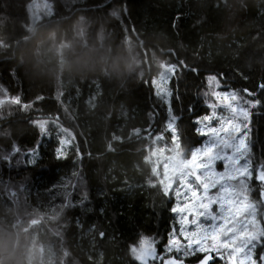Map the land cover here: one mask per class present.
Segmentation results:
<instances>
[{
  "label": "trees",
  "instance_id": "trees-1",
  "mask_svg": "<svg viewBox=\"0 0 264 264\" xmlns=\"http://www.w3.org/2000/svg\"><path fill=\"white\" fill-rule=\"evenodd\" d=\"M49 1L52 15L33 24L32 0H0V98L6 90L32 104H0V156L17 146L25 158L40 145L34 165L0 160V181L23 180L24 190L13 204L0 187V260L29 264L33 252L39 264H138L130 245L149 236L161 248L174 226V200L147 159L157 136L170 137L167 108L151 81L163 64L176 68L170 108L179 117L178 141L185 150L198 147L203 138L192 131L193 118L209 113L206 76L222 73V85L235 89L256 90L264 80V0ZM73 61L82 70H68ZM113 61L132 70L114 71ZM49 119L73 136L65 159L32 123ZM251 128V164L259 169L264 107L254 110ZM74 179L84 193L71 191ZM19 219H27L24 241L7 249L4 233L19 240Z\"/></svg>",
  "mask_w": 264,
  "mask_h": 264
},
{
  "label": "snow or ice",
  "instance_id": "snow-or-ice-1",
  "mask_svg": "<svg viewBox=\"0 0 264 264\" xmlns=\"http://www.w3.org/2000/svg\"><path fill=\"white\" fill-rule=\"evenodd\" d=\"M189 70L199 75L198 69L193 67ZM174 72L173 68L162 74L158 82L151 81L155 95L168 105L165 124L170 136L173 129L168 125L179 119L170 108L172 93L167 87ZM222 80V73L206 76L213 99L206 106L212 111L193 118L192 131L198 136H211L213 139L200 148L193 147L187 155L169 156L163 165L161 187L166 196L172 197L175 193L176 206L171 207L170 212L175 217L178 230L175 226L170 227L167 239L159 249L156 239L140 236L137 243L130 245V250L138 253L132 257L138 264H187L193 258L195 264H264V237L252 228L259 210L250 199V191H256L252 183L255 180L258 199L264 202V196L260 195L264 194V167L257 170L249 163L252 118L254 110L264 107V80L257 83L256 90L230 88L222 85ZM222 87L226 90H220ZM4 97L0 103H13L23 108L32 106L31 103H22L19 95L8 96L6 90ZM36 99L43 97L37 96ZM218 107L227 110L228 115L218 116ZM214 119L218 126L212 125ZM32 123L41 137L49 135L46 120L43 123L33 120ZM69 145L70 142L60 135L54 149L57 159L67 157ZM39 146L36 143L27 151L28 165L36 163ZM13 153H21L20 148L13 146L12 152L0 156V160L9 162ZM75 154L80 156L78 149ZM217 163L222 164V169L216 168ZM238 182L242 187L237 186ZM86 200L85 197L79 201L81 208ZM63 206L72 208L76 205L66 201ZM205 218L211 223L202 222ZM261 229L264 230V225ZM99 235L103 238L105 233L100 232Z\"/></svg>",
  "mask_w": 264,
  "mask_h": 264
},
{
  "label": "rangeland",
  "instance_id": "rangeland-1",
  "mask_svg": "<svg viewBox=\"0 0 264 264\" xmlns=\"http://www.w3.org/2000/svg\"><path fill=\"white\" fill-rule=\"evenodd\" d=\"M52 10H53V5H52L51 1H49V0H32V2L29 5V11L31 14V21L33 22V24H35V23L39 22L40 20H42L46 17H49L50 15H52V12H53ZM173 68L176 71V68L174 66H169V65L163 64L161 67V71H160L159 76L154 81L158 82L160 80L162 74L167 73L169 70H171ZM174 74H175V72H174ZM173 77H172V79H173ZM172 79L168 82V85H167V87L170 90H171ZM212 83L215 84L216 81L213 80ZM220 90H226V89L222 87ZM211 91H212V89L211 88L208 89V87H207V90H206L204 97H203L205 105L213 102V99L210 95ZM171 93H172V90H171ZM0 95H1V92H0ZM171 98H172V94L169 97L170 105H171ZM161 100L163 101L162 98H161ZM163 103H164V101H163ZM0 104L3 105L5 103H0ZM165 106L168 110V105H165ZM211 111L212 110L209 109L208 114H211ZM216 113L218 116H225L226 117L228 115L227 110L219 108V107L216 109ZM46 121H47L46 130H47V132H49V135L42 137L43 140L46 139L45 143L48 142L50 139H53L58 146L59 136L63 135L70 142V145L67 148V152H68L69 148L73 145V136L70 133H68L67 131H65L61 126H59L58 123L56 122V120L49 119ZM175 122L176 121H173L172 124L168 125L169 128L173 129L172 135L168 138L169 142L167 141V138L160 135V136H157L153 140L152 145L148 148V158L147 159L151 163L154 174L159 178L160 182H161V177L164 174L163 165L167 161L169 156H174V155L184 156V155L189 154V150H185V149H182L180 147V143L178 141V135H177L176 127H175ZM41 123H43V122H41ZM211 123L213 126H218V121L215 119ZM202 138H203L202 143L196 148H200L205 143L210 142L213 139L211 136H209V137L204 136ZM173 140H175V142H173ZM67 152H66V154H67ZM11 160H12V163L15 164L16 166L23 167L24 166L23 163L27 162L28 156L26 154V156L24 158V155H21V153H13V157L11 158ZM11 160L9 162H11ZM17 160H19L20 162L17 163ZM249 163H250V166L252 167L251 158H250ZM216 168L222 169V164L217 163ZM237 186L242 187V185L239 182L237 183ZM0 187L5 189L6 196H8V198H10L12 200L13 204H17L18 202L22 201V196L24 195L22 182L13 181V180H9L7 183L6 182H4V183L0 182ZM74 187H78L81 190V192L84 193V189H83L84 186H83V184L81 185L80 182H78V180L75 181V179H74L72 181V183L70 184L71 191H74ZM213 191H215V190H213ZM174 195H175V193L173 192L172 198H173L174 203H175L176 201L174 199ZM246 198H248V197H246ZM250 199L253 203L256 204V206L259 210V205L255 201H253V199H252L251 191H250ZM175 206L176 205H173V207H175ZM214 210H215V206H214ZM259 212H260V210L258 211V214L255 215V219L252 223V228H253V231L255 233L260 234L262 237H264V230L261 229L262 224L260 222ZM26 222H27V219L17 220V229H16V232H14V233L18 236L19 240H15L13 242L12 235L10 233H7V232L4 233L3 246L4 245L7 246V249H8L11 244L16 245L17 243L20 244L21 241H24V238L22 236L23 234L21 233V231H23L22 227L26 224ZM202 222L207 223V224L211 223V221L207 220V218H205V220ZM174 226L178 230V225H176V223H175V217H174ZM157 247L159 249V243H157ZM5 251H7V250H5ZM137 254L138 253L136 251L132 250L133 256H135ZM37 259H38L39 263L43 262L40 255L34 254L33 252H30L26 258V260L28 261L29 264H39L38 262H36Z\"/></svg>",
  "mask_w": 264,
  "mask_h": 264
},
{
  "label": "clouds",
  "instance_id": "clouds-1",
  "mask_svg": "<svg viewBox=\"0 0 264 264\" xmlns=\"http://www.w3.org/2000/svg\"><path fill=\"white\" fill-rule=\"evenodd\" d=\"M70 71H79V70H82L81 66L76 62V61H73L71 62V65L69 67ZM113 70L114 71H131L132 68L130 65H124L122 66L118 61H113ZM0 254H2V250H0ZM0 264H3V261L0 260Z\"/></svg>",
  "mask_w": 264,
  "mask_h": 264
}]
</instances>
